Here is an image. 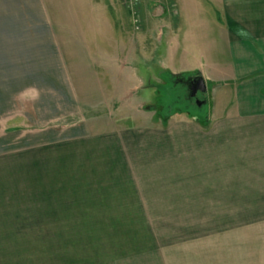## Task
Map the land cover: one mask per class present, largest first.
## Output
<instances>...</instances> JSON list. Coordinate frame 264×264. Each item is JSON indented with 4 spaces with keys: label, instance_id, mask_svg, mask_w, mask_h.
<instances>
[{
    "label": "rangeland",
    "instance_id": "obj_1",
    "mask_svg": "<svg viewBox=\"0 0 264 264\" xmlns=\"http://www.w3.org/2000/svg\"><path fill=\"white\" fill-rule=\"evenodd\" d=\"M9 1L0 10V264H117L149 248L152 235L184 233L187 215L170 197L201 184L220 206L248 194L264 202L256 127L241 125L238 111L226 115L222 85L207 86L201 104L191 100L186 78L202 72L172 70L190 58H164L159 23L143 27L169 0H84L89 16L129 15L108 38L102 25L95 39L87 32L86 42L99 44L91 55L50 44V10ZM216 11L193 22L216 26ZM112 194L151 205L107 221L100 211Z\"/></svg>",
    "mask_w": 264,
    "mask_h": 264
},
{
    "label": "crops",
    "instance_id": "obj_2",
    "mask_svg": "<svg viewBox=\"0 0 264 264\" xmlns=\"http://www.w3.org/2000/svg\"><path fill=\"white\" fill-rule=\"evenodd\" d=\"M8 1L0 0V10ZM13 1L15 6L22 5L25 10H50L51 30L47 37L50 44L55 48L85 47L89 55L94 49L89 45L99 44L98 41L86 42L87 32L92 31V39H95V30L102 25L108 38L110 32L124 28L129 16L124 10H103L98 17L89 16L80 10L87 3L84 0ZM168 5L173 10H169ZM168 5L160 10L161 14L143 18L145 29L159 23L160 51L165 50L162 56L167 58L170 53L171 58L181 54L185 59L190 58L188 67L173 66L172 70L199 69L208 88L222 85L226 115L231 117L232 111H238L243 119L241 125L256 127L255 142H264V134H260L264 127V0H169ZM206 10H217L216 26L210 19L193 22V15H203ZM148 35L144 31L139 44L149 46ZM215 35H219L218 41ZM125 37L124 45L128 46L130 38ZM172 45L175 49L169 51ZM220 47L223 48L220 50ZM53 53L58 55L55 49ZM195 187L184 193L181 190L176 198L170 197L177 201L176 205H182L181 212L187 215L184 221L178 222L185 223L179 226L185 228L184 233L176 232L175 236L159 240L152 235L145 239L149 248H137L131 254L126 252L117 264H264L263 200L248 194L241 202L231 198L220 206L217 200L210 201L202 194L207 189L205 186ZM121 188L124 193L126 189ZM137 201L121 194L107 195L103 198L104 211H100V215H109L107 221H122V218L111 217L131 212V207L151 205Z\"/></svg>",
    "mask_w": 264,
    "mask_h": 264
},
{
    "label": "water",
    "instance_id": "obj_3",
    "mask_svg": "<svg viewBox=\"0 0 264 264\" xmlns=\"http://www.w3.org/2000/svg\"><path fill=\"white\" fill-rule=\"evenodd\" d=\"M192 76V84L191 89L193 90V93L195 94L198 90H200L203 93L207 92V83L201 73L191 74L188 77ZM195 83H197V86H195ZM202 103V102H201ZM200 103V104H201Z\"/></svg>",
    "mask_w": 264,
    "mask_h": 264
},
{
    "label": "flooded vegetation",
    "instance_id": "obj_4",
    "mask_svg": "<svg viewBox=\"0 0 264 264\" xmlns=\"http://www.w3.org/2000/svg\"><path fill=\"white\" fill-rule=\"evenodd\" d=\"M192 79L193 77L190 76V77H187L186 78V81H187V84H188V93H189V97L191 98V100H195L196 103L200 104L202 101L200 99H198V95L201 93L200 90H198L195 94L193 93V90L191 89V84H192ZM181 81H185V79H180ZM195 86H197V83H195Z\"/></svg>",
    "mask_w": 264,
    "mask_h": 264
},
{
    "label": "built area",
    "instance_id": "obj_5",
    "mask_svg": "<svg viewBox=\"0 0 264 264\" xmlns=\"http://www.w3.org/2000/svg\"><path fill=\"white\" fill-rule=\"evenodd\" d=\"M129 1H131V2H133V0H129ZM136 15V13H135V11L133 10V16H135ZM138 22V20L136 19L135 20V23H137Z\"/></svg>",
    "mask_w": 264,
    "mask_h": 264
}]
</instances>
